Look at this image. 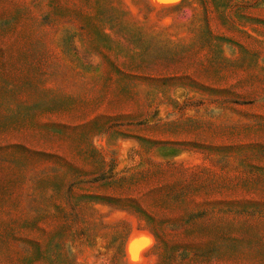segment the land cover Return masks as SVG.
I'll return each instance as SVG.
<instances>
[{"label": "rangeland", "instance_id": "374dc122", "mask_svg": "<svg viewBox=\"0 0 264 264\" xmlns=\"http://www.w3.org/2000/svg\"><path fill=\"white\" fill-rule=\"evenodd\" d=\"M0 264H264V0H0Z\"/></svg>", "mask_w": 264, "mask_h": 264}]
</instances>
